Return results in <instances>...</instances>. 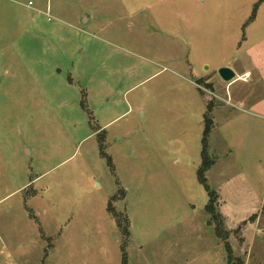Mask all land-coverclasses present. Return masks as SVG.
Here are the masks:
<instances>
[{"label":"rangeland","instance_id":"1","mask_svg":"<svg viewBox=\"0 0 264 264\" xmlns=\"http://www.w3.org/2000/svg\"><path fill=\"white\" fill-rule=\"evenodd\" d=\"M258 1L0 0V264H264Z\"/></svg>","mask_w":264,"mask_h":264},{"label":"trees","instance_id":"2","mask_svg":"<svg viewBox=\"0 0 264 264\" xmlns=\"http://www.w3.org/2000/svg\"><path fill=\"white\" fill-rule=\"evenodd\" d=\"M264 2V0H259L258 3H256L255 5V9H254V14L252 16L251 19H254L257 13V9L260 5V3ZM208 102H207V110L205 112L204 115V135H203V148H202V156H203V163L201 168L198 171L199 174V180L200 182L205 186L208 194H209V203L207 204V210L208 212L215 214L216 211V206H215V202H216V194L215 191H213L207 181V177L205 175L206 171L209 169L210 165H211V161L209 158V144H210V136L212 134L213 128H214V118H213V111H214V103L211 100V98H207ZM101 153L104 156H107L105 150H104V145H101ZM108 160L111 161V158L108 157ZM111 211L114 213L115 217H119L120 214L115 210V209H111ZM217 216V215H215ZM120 221V220H119ZM121 222V221H120ZM118 222L119 226H122V224ZM127 229L125 230V232L128 234L129 233V227H126ZM123 264H128V255L126 252V248L123 249Z\"/></svg>","mask_w":264,"mask_h":264},{"label":"crops","instance_id":"3","mask_svg":"<svg viewBox=\"0 0 264 264\" xmlns=\"http://www.w3.org/2000/svg\"><path fill=\"white\" fill-rule=\"evenodd\" d=\"M236 73V72H235ZM246 73H250L249 71H246L244 74ZM244 74H240L237 76L236 73V77L231 80V82H229L225 88L226 91V95H224V97H221V99H218L219 102V106H233L235 107L236 103L239 101L241 103L244 104V106L242 104V108L244 107V109H241L243 112H245L247 115L253 116V117H264V114H261L260 111L258 110H263L262 105L264 103V98L262 99H253L250 98L248 96L249 92H246L245 90H243L241 87L240 88H234V85H236L237 81H247L248 79L253 77V74L250 73L249 77L244 76ZM247 79V80H246ZM213 81H216V79H213ZM214 83V82H212ZM251 84V83H250ZM213 86V85H212ZM258 85L256 83L251 84V86H248L250 89H254L255 87H257ZM239 89H242L243 91L241 92ZM238 91V92H237ZM212 100V99H211ZM236 109V108H235ZM205 113V112H204ZM233 118L228 117L226 120V122L231 121ZM260 121V120H259ZM220 133V131H219ZM203 135H204V128H201L200 133L198 132V129L195 132V138L198 139H202V148H203ZM221 136H223L226 140L228 139L227 137V133L225 132H221Z\"/></svg>","mask_w":264,"mask_h":264},{"label":"water","instance_id":"4","mask_svg":"<svg viewBox=\"0 0 264 264\" xmlns=\"http://www.w3.org/2000/svg\"><path fill=\"white\" fill-rule=\"evenodd\" d=\"M218 73L220 77L226 82H229L236 77L235 71L227 66L220 67Z\"/></svg>","mask_w":264,"mask_h":264},{"label":"built area","instance_id":"5","mask_svg":"<svg viewBox=\"0 0 264 264\" xmlns=\"http://www.w3.org/2000/svg\"><path fill=\"white\" fill-rule=\"evenodd\" d=\"M249 75H250V73H246V74H245V77H249Z\"/></svg>","mask_w":264,"mask_h":264}]
</instances>
